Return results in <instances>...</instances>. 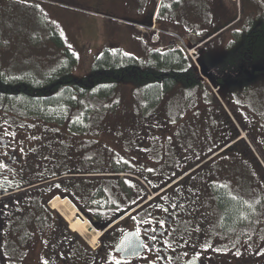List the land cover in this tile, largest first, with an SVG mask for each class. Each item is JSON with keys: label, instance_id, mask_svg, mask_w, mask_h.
<instances>
[{"label": "rangeland", "instance_id": "obj_1", "mask_svg": "<svg viewBox=\"0 0 264 264\" xmlns=\"http://www.w3.org/2000/svg\"><path fill=\"white\" fill-rule=\"evenodd\" d=\"M238 1L226 0L227 9L218 14L213 9L212 0H208L209 3L207 0L194 1V4L199 6L197 9H200H193L187 28L190 26L189 28H194V31L200 33L187 32L184 35L188 45H201L193 55L194 59L198 60V66L202 58V63L207 66L215 67L222 62L229 48L235 44L233 39L236 31L244 29L250 22L249 14H252L253 18H264V0H241L244 18L204 46L201 42L207 32L237 16ZM128 2L129 0H0V68L7 75H26L35 80H47L59 69L69 65V72L81 78L91 73L96 56L106 48L133 55L145 64L154 46L147 36V39L142 38L134 26H128L130 23L127 20L130 19L126 18L127 15L124 16L126 13L122 10ZM138 3L143 4L145 0H138ZM181 33L183 34V31ZM188 45L183 46L184 51H187ZM68 51L73 57L68 55ZM184 54L192 59L188 53ZM257 76L249 74L247 80L251 82L248 85L243 87L238 83L232 89H223L213 76H204L202 81L205 93L200 91L196 98L190 97L182 90V86H178L165 93L162 105H159V101L152 105L146 103L139 95L142 87L132 82L114 86L110 89L108 97L98 95L83 98L70 91V94L73 92V104L70 108H43L37 115L30 110L20 109L19 103L0 101V123L8 133L16 129L21 131L24 140L13 142V148L18 149L20 153L31 148L25 157H35V163L30 165V169L36 168V176L40 178L45 177V172L40 169V166L45 165L48 166L47 175H68L69 172L79 169L101 167L106 161L110 165L112 159L125 161L126 158L142 165L144 150L137 151L133 142L140 141L153 119L158 118L154 115L161 114L164 120H168L166 130L162 131L160 128L162 135L160 133L154 151V159L160 163L157 167L161 169V161L165 159L169 142L173 145L177 140V148L172 151L173 154L178 152L185 158L184 162L190 165H197L214 153L222 142H226L228 135H224L222 130L218 133V128H232L231 122L223 112L228 105L235 117V124L241 125L242 128L247 127L250 132L242 130L243 134L239 133L248 141L251 153L264 163V79ZM229 91L231 96L228 99L225 93ZM213 95L220 103L216 100L214 102ZM191 101L198 102L195 108L191 107L192 104L189 105ZM155 107L161 108L157 114L153 111ZM90 114L101 115L99 118L105 119L106 122L97 121L98 118H88L90 121L86 122L89 129L87 133L70 131L71 138L68 137L69 132L64 129L65 125L75 123V129H78V126L82 125V119H86V115ZM131 116L146 118L137 125L131 120ZM51 120L59 122L60 125H54ZM128 140L131 144H128ZM41 154L43 157H39ZM231 155L227 162L236 161L233 165L236 167L224 175L228 176L231 184L233 183L232 189L235 193L243 190L249 208L255 210L256 201L253 199L260 195L264 200V179L261 170L250 154H247V159L243 153L240 158ZM174 171L173 168L167 169L166 174L172 176ZM24 174L35 179L33 171ZM68 179H71L70 176L51 182V189H59L63 185L60 183ZM209 201L202 198V212L209 208ZM40 203L41 200L36 204L38 216H41ZM18 205L17 210L20 212L15 214L16 218L21 217L24 221L23 213L27 214L30 224L28 227H34L35 201L32 198H21ZM262 210L264 212V205ZM25 231L28 232L26 229ZM11 255L13 258L23 256L15 252ZM31 255H35V247ZM29 263L34 264L32 258Z\"/></svg>", "mask_w": 264, "mask_h": 264}, {"label": "flooded vegetation", "instance_id": "obj_2", "mask_svg": "<svg viewBox=\"0 0 264 264\" xmlns=\"http://www.w3.org/2000/svg\"><path fill=\"white\" fill-rule=\"evenodd\" d=\"M160 115H154L158 116L153 119L155 124L152 121L141 140L133 142L137 151L144 150L142 165L126 158L125 161L112 159L110 165L106 161L98 167L103 172L70 177L64 190L45 194L34 191L44 185L39 184L44 178L36 176V168L30 169L35 157L25 155L31 148L21 153L13 148V142L24 140L21 131L16 129L10 134L0 123V264H30V258L34 264H264L263 197H255L256 209H250L243 190L235 193L233 183L224 175L236 167L233 166L236 161L227 162L231 154H242L237 130L232 124L231 129L218 128V133L222 130L228 135L227 144L221 143L213 160L207 156L197 165L184 162L185 158L178 152L174 155L177 140L173 145L169 142L160 169L154 151L162 135L160 128L165 131L168 122ZM145 118L132 121L139 125ZM230 143L235 144L234 148L238 146L237 151L220 153ZM170 168L175 169L172 176L166 174ZM40 169L45 176L48 166ZM27 171H33L35 179L25 175ZM114 177L135 183V194L127 197L113 195L111 191L86 194L85 179ZM142 179L147 186L144 189ZM56 195L68 197L65 200L75 204L71 202L80 221H90L91 231L100 235L94 244L58 210L59 213L51 209V203L49 208L51 200H64ZM26 197L35 201V226L31 228L27 214L23 213L24 221L15 215L20 212L18 201ZM202 198L210 199L206 212L201 211ZM39 200L41 216L36 210ZM34 247L35 255L30 256ZM10 252L23 256L13 258Z\"/></svg>", "mask_w": 264, "mask_h": 264}, {"label": "trees", "instance_id": "obj_3", "mask_svg": "<svg viewBox=\"0 0 264 264\" xmlns=\"http://www.w3.org/2000/svg\"><path fill=\"white\" fill-rule=\"evenodd\" d=\"M225 2L226 0H216V7L214 9L215 13H222V11L227 9ZM239 10L237 11V16L215 28V32H218L232 22H235L233 25L239 23L244 18L242 3ZM248 17L250 18V22L246 25V27H244V29L236 31V35H234L233 39L235 44L233 47L229 48L227 55L221 63L213 67L211 65H204L202 63L203 58L199 61L201 72L206 76H213L223 89L227 87V83H232L231 89L238 83L243 85V87L248 85L251 82L247 80V76L249 74L258 75L257 78L264 79V18H262V20L260 18L257 19L256 17L253 18L252 14H249ZM214 33H206L205 36L208 37ZM67 53H69L68 55L70 57H73L71 52L68 51ZM69 67V65H65L62 70L59 69L47 80H35L34 78L26 75H7L0 68V101H6L9 104L11 102H14L15 104L19 103L20 109L23 108V110H30L31 112H35V115H37L38 111L43 108H59V106L63 107V109L65 107L70 108L71 104H73L71 99V94L73 92H76V94H79L83 98H92L98 95L108 97L110 95V89L125 82H132L141 86L142 89H140L141 92L139 93L140 98L144 99L146 103L149 102L150 105L155 104L158 101L160 102V105L165 93L171 91L175 87L178 88V86H182L181 88L185 91L187 96H194L195 98L197 97L198 92L202 91L205 93L206 91L203 86V79L199 73L198 65L192 59L184 57L180 52H161L159 50H153L150 52L146 63L142 64L141 61L133 55L125 54L120 50H111L106 48L96 56L91 73L88 75L77 78L69 72ZM70 91L73 92L70 94ZM64 95L66 96L64 97ZM225 95L226 97L228 96V99L231 96L229 92H226ZM206 96L209 97L207 94ZM83 98L81 99L82 101ZM213 98L214 102L216 100L220 103V100H218L215 95H213ZM191 104V107L195 108L198 102L191 101L189 105ZM160 110L161 108L155 107L153 111L157 114ZM223 112L230 120L226 111L224 110ZM99 116L101 115H86L87 118H84L85 121L82 119V125L84 122L90 121L88 118L92 117L104 120L101 121L104 123L106 120L99 118ZM133 119H136L135 116H131V120ZM51 122L54 125H60L57 121L51 120ZM82 125L81 127L78 126V129H75V123L66 124L65 127H63L66 132H69L68 137H70L71 132H83L84 126ZM243 128L248 130L247 127ZM237 143L238 142L235 144ZM235 144L229 146L226 151H237L238 146L234 148ZM218 147L220 146H217V148ZM241 148L242 153L244 154L243 156L246 159L247 154H250L253 157L254 162L256 163V166H258L259 170H261V174L264 179V169L251 153L250 147L246 141L242 140ZM214 153H211L209 156H212ZM237 153L238 152L232 153L233 157L236 156L240 158L242 154L239 155V153ZM39 157H43L42 154ZM105 170L108 171V169ZM113 170L118 172V170ZM103 171L104 170L98 169L97 166H92L90 169H79L78 171H71L68 174H96ZM60 175L63 174H46L45 177L42 178H44L45 181ZM69 182L70 180H63L60 183L63 184L61 185L62 188L60 187L58 189L55 187L53 193L60 192V189L64 190ZM84 182L87 184L85 192L88 196H93L96 193L105 194L111 191L113 195L118 194L120 197H127L132 196V194H135L134 190L136 191V188L134 187L135 183L132 185L130 184V181H124L119 177L107 179H85ZM127 182L129 184H127ZM141 187L142 189L145 188L143 185H141ZM51 188H53V185L46 184L40 189H37L35 192L45 194L52 190Z\"/></svg>", "mask_w": 264, "mask_h": 264}, {"label": "crops", "instance_id": "obj_4", "mask_svg": "<svg viewBox=\"0 0 264 264\" xmlns=\"http://www.w3.org/2000/svg\"><path fill=\"white\" fill-rule=\"evenodd\" d=\"M194 1L199 0H145L143 4H139L138 0H129L122 10L126 13L124 16L127 15L126 18L135 23H149L153 15H157V19L162 26L176 27L178 30L183 31L184 34L187 32L200 33L194 31V28H189L190 26L187 28L193 9L196 10L199 7L194 4ZM201 2H205V0H201ZM215 2L216 0H212L213 9L216 7ZM128 26L134 25L130 23ZM215 31L216 29L207 33L210 34ZM231 86L232 83H227L226 89L231 88ZM225 107L227 108L228 105ZM227 109L229 110V108Z\"/></svg>", "mask_w": 264, "mask_h": 264}, {"label": "bare ground", "instance_id": "obj_5", "mask_svg": "<svg viewBox=\"0 0 264 264\" xmlns=\"http://www.w3.org/2000/svg\"><path fill=\"white\" fill-rule=\"evenodd\" d=\"M50 203L53 209L58 210L70 221L75 230H77L83 236L87 237V239L93 244L99 238V233L91 231V225L87 220L85 222H82L79 218H77L76 214L78 213V211L69 200L56 198L53 202Z\"/></svg>", "mask_w": 264, "mask_h": 264}, {"label": "built area", "instance_id": "obj_6", "mask_svg": "<svg viewBox=\"0 0 264 264\" xmlns=\"http://www.w3.org/2000/svg\"><path fill=\"white\" fill-rule=\"evenodd\" d=\"M151 30H155L156 31V33L152 37V40L154 42H159V34L162 32V30L158 29L156 27V24H154L151 27ZM173 35L176 37V39L178 41V48H182L183 46H186L187 45V40L184 37H181V36H179L177 34H173Z\"/></svg>", "mask_w": 264, "mask_h": 264}]
</instances>
